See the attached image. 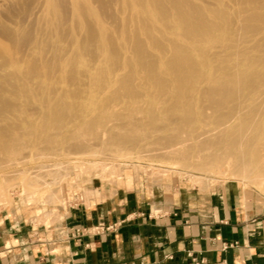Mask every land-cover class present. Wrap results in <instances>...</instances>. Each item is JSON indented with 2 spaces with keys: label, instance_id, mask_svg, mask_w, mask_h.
Instances as JSON below:
<instances>
[{
  "label": "bare ground",
  "instance_id": "6f19581e",
  "mask_svg": "<svg viewBox=\"0 0 264 264\" xmlns=\"http://www.w3.org/2000/svg\"><path fill=\"white\" fill-rule=\"evenodd\" d=\"M134 152L264 185V0H0L1 205Z\"/></svg>",
  "mask_w": 264,
  "mask_h": 264
},
{
  "label": "crops",
  "instance_id": "0c3cea01",
  "mask_svg": "<svg viewBox=\"0 0 264 264\" xmlns=\"http://www.w3.org/2000/svg\"><path fill=\"white\" fill-rule=\"evenodd\" d=\"M59 213L46 225L0 212V264H264V208L228 186L170 198L104 190Z\"/></svg>",
  "mask_w": 264,
  "mask_h": 264
},
{
  "label": "rangeland",
  "instance_id": "374dc122",
  "mask_svg": "<svg viewBox=\"0 0 264 264\" xmlns=\"http://www.w3.org/2000/svg\"><path fill=\"white\" fill-rule=\"evenodd\" d=\"M142 154L143 153L134 152L131 154L132 156H127L129 158L132 157L131 159L121 157L115 161L102 159V156L100 157L102 160L100 158L92 159L95 155H101L95 154L92 157L90 156L91 159H89H95V161L101 160L97 168L89 169L85 165L83 166L82 163L78 162L77 164L75 163L76 161H74L73 169L70 170L69 173L67 172L68 176H63L65 179L56 178L53 175V171H51L52 168L54 169V167L51 166V164H53L52 160L32 158L27 163V167L31 168H28L27 171L19 175L15 181L4 183V196L9 202L5 205H1L2 202L0 203V212L8 209H19L25 212L27 216H31L34 224L51 225L59 222V209H64L80 203H92L100 198L101 192L104 190H115L119 188L133 190L142 188L152 197L161 195L170 198L176 196L179 192L207 195L218 188L227 186L238 192L242 203L248 206L254 205L258 210L264 208V189L261 188L264 187V185L261 186L260 183H251L248 178L244 180V177L235 176L233 170H228L225 174H222L223 176L221 174L217 175V173L211 176L210 172L208 174H205L206 172H200L202 174H199V171L197 172V170H193L191 167L189 168V166L185 167L183 164L179 165L177 162H171L169 160H160L161 158L157 159V156L154 157V155L148 157L149 154L148 156ZM38 165L41 167L45 165L47 169L51 166V172L46 170L45 167H42L41 170ZM75 166L77 168H75ZM38 167L42 173L45 170L43 174L45 175L46 173V177L41 174ZM153 171H155V173H153ZM29 174L31 176H29ZM34 176L36 177L34 178ZM31 177L34 179L31 180ZM20 178H23V181ZM202 178L204 180H202ZM45 182L50 185H45Z\"/></svg>",
  "mask_w": 264,
  "mask_h": 264
}]
</instances>
